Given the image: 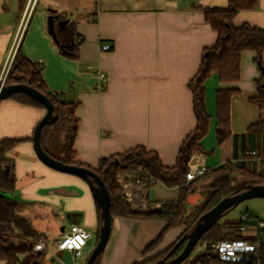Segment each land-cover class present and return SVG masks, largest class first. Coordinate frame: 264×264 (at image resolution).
<instances>
[{
	"label": "crops",
	"instance_id": "crops-1",
	"mask_svg": "<svg viewBox=\"0 0 264 264\" xmlns=\"http://www.w3.org/2000/svg\"><path fill=\"white\" fill-rule=\"evenodd\" d=\"M227 5L228 0H0V75L18 50L38 69L47 92L66 103H76L73 162L96 169L101 160L141 146L154 152L163 166L172 167L179 145L195 128L187 85L200 65L202 51L217 40V33L204 19V10ZM50 14L65 22L57 27L58 43L64 49L75 46L76 58L64 55L48 34ZM22 19L26 25L18 41ZM231 23L264 29V0H258L252 10L237 12ZM100 42H107L110 48L101 51ZM255 58L253 50L241 53L235 82L220 83L213 73L203 83L210 119L207 134L199 142L203 150L195 154L205 169L237 161L235 150L240 158L244 141L240 135L264 120V106L248 102L256 95L261 77ZM260 59L264 66V52ZM97 71L105 75L101 91L96 90L100 83L95 78ZM218 89L237 90L231 98L229 124L232 134L239 136L236 142L229 137L220 145L215 133ZM44 113V108L9 97L0 100V141L21 140L4 155L15 178L11 199L27 204L21 215L30 219L38 233V228L51 229L61 218L60 233L73 223L87 230L90 238L80 256L88 258L97 242L99 210L85 180L55 171L36 156L32 136ZM258 156L249 160L255 174L261 170L264 152ZM143 191L145 204L156 210L160 203L180 196L177 187L161 183ZM141 198L139 194L135 205ZM35 219L41 222L36 225ZM163 227L157 220L114 218L100 264L142 262V251ZM182 232V227L168 231L153 255L169 247ZM52 250L46 264H55L53 258L59 253L72 260L70 252L57 251L54 244Z\"/></svg>",
	"mask_w": 264,
	"mask_h": 264
},
{
	"label": "trees",
	"instance_id": "trees-1",
	"mask_svg": "<svg viewBox=\"0 0 264 264\" xmlns=\"http://www.w3.org/2000/svg\"><path fill=\"white\" fill-rule=\"evenodd\" d=\"M257 2L258 0H228V5L224 9L204 10V19L217 33V40L212 47L202 51L200 65L187 85L192 96L195 128L179 145L174 166H163L154 152L138 146L127 152L103 159L96 169H90L102 180L107 189L110 198L111 227L112 221L116 217L132 220H157L164 223L163 229L155 240L142 251V257L155 251L169 230L176 227L183 228L182 234L169 247L156 253L150 260L133 264H151L162 259L176 242L191 230L198 218L222 198L240 193L248 185H264V158L258 174H255L249 164L252 152H255L256 158H259V152H264V120L250 125L246 132L240 135L244 140L243 148L240 151L242 160L239 161V151L235 150L234 156L238 161L234 165L232 162H226L216 169H206L202 176L189 183L185 180L188 162L193 154L202 152L203 149L199 142L208 131L210 117L205 109L203 83L211 74H217L220 83L237 81L240 74L241 53L246 50L255 51V62L261 71V77L257 81L256 95L248 98V102L258 108L264 106V66L260 59L261 53L264 52V29L249 26L234 27L231 23L237 12L252 10L257 6ZM50 12L53 13L52 10ZM57 46L64 55L72 58L77 57L75 46L66 49L60 43H57ZM12 84H24L36 89L45 95L54 107L57 120L52 124L44 125L40 131L42 149L54 158L45 145L49 146L52 138L59 134L62 136L61 158L55 159L65 164L81 166L72 161L74 157L73 142L77 130L76 103H66L56 94L47 92L38 69L22 57L18 50L13 56L4 81V85ZM235 93L237 90L234 89H218L216 91L217 124L215 133L217 145L229 137H232L236 142V138L239 137L232 134L229 124L230 103ZM9 98L25 105L44 108L42 104L22 93L11 94ZM20 141L19 139L0 141V192L11 194L15 190V178L11 169H8L9 161L5 159L4 155ZM119 175L131 176L134 180L139 181L144 190H148L156 183H161L168 188L177 187L180 196L176 201L160 203L157 210L148 208L145 211H134L124 196L123 188L116 180ZM237 177H245L249 180L239 186H233L232 179ZM196 192L201 195V199L193 205L189 204L187 197ZM26 207L27 204L18 203L0 195V262L4 264H45L46 255L44 252L37 256L28 255L27 243L37 242L44 239L45 236L34 229L30 219L21 215ZM221 230H223L222 226L217 222L201 236L200 241L205 244L217 240ZM182 247L183 243L176 248L172 255L178 254ZM103 251L98 253L93 264H100Z\"/></svg>",
	"mask_w": 264,
	"mask_h": 264
},
{
	"label": "water",
	"instance_id": "water-1",
	"mask_svg": "<svg viewBox=\"0 0 264 264\" xmlns=\"http://www.w3.org/2000/svg\"><path fill=\"white\" fill-rule=\"evenodd\" d=\"M46 23L48 34L57 44V27H63L65 22L59 20L56 15L50 14L47 16ZM15 93L25 94L44 106L45 113L35 126L32 136L33 148L38 159L53 170L78 176L85 180L88 184L100 215L97 242L85 262V264H93L98 253L105 249L111 233V218L109 214L110 198L107 189L102 180L96 175L94 171L83 166L65 164L60 160L52 158L42 149L40 145V131L42 127L46 124H52L57 120V116L54 114V107L50 100L36 89L24 84H0V100ZM0 195L11 198V195L8 193L0 192ZM253 198L264 199V185H248L242 192L222 198L215 206L198 218L191 230L184 234L176 242V244L172 247V249L169 250L163 259L151 264H181L189 256L196 243L200 240L201 236L210 227L216 224L225 213L241 202ZM200 199L201 195L196 192L187 197V202L193 205ZM182 243L183 247L179 254L175 258L166 261V259H168L174 253L176 248Z\"/></svg>",
	"mask_w": 264,
	"mask_h": 264
},
{
	"label": "built area",
	"instance_id": "built-area-1",
	"mask_svg": "<svg viewBox=\"0 0 264 264\" xmlns=\"http://www.w3.org/2000/svg\"><path fill=\"white\" fill-rule=\"evenodd\" d=\"M25 16V15H24ZM27 19V18H26ZM26 19L20 21L16 39L19 41L26 25ZM99 48L101 51H106L110 48L107 42H100ZM11 59H9V64ZM8 67L5 66L4 71L0 75V84H4ZM95 78L100 82L96 90L101 91L103 86L101 83L105 81V75L97 71ZM252 157L256 158L255 152H252ZM242 158H239V161ZM263 160V159H262ZM238 161V160H237ZM237 161L232 162L234 165ZM203 161L197 154H193L188 162V171L185 174L187 183L202 176L205 172ZM118 184L123 188L124 196L128 203L136 207L134 200L142 195L140 199L143 201L144 189L139 181L134 180L131 176H117ZM264 230V219L255 218L252 215L245 213L239 218L238 227L222 231L220 237L209 243H205L204 249L190 264H264V245L260 242L258 233ZM90 238V233L78 224H70L56 238L53 239L55 249L57 251H68L72 254L74 264L80 257V251L85 246L86 241ZM46 240L40 239L37 242H28L26 247L29 250L28 255L37 256L45 252Z\"/></svg>",
	"mask_w": 264,
	"mask_h": 264
},
{
	"label": "rangeland",
	"instance_id": "rangeland-1",
	"mask_svg": "<svg viewBox=\"0 0 264 264\" xmlns=\"http://www.w3.org/2000/svg\"><path fill=\"white\" fill-rule=\"evenodd\" d=\"M62 143V136L61 135H56L54 138H52L51 143L49 146L45 145L46 149L49 151V153L54 157V158H61L60 157V145ZM248 178L245 177H237L232 179V184L233 186H239L240 184L244 183L245 181H248ZM142 204H144L143 202H141V200H138V205L136 207H131L130 208L134 211H145L146 207L148 206L147 209H152L150 204H145V206H142ZM145 207V208H143ZM146 209V210H147ZM248 213L250 215H252L255 218H259V219H264V199H260V198H253V199H248L245 200L243 202H241L240 204H238L237 206L233 207L231 210H229L227 213H225L219 220H218V224L222 226L221 231H227L228 229L234 228V227H238L239 225V218L242 214ZM62 221H64V218H61L60 220L57 219L56 222L53 224L52 227H49L51 229H47V228H38L40 233H43L45 235V239L47 240V243L49 244L48 246V253L52 252V246H53V239L55 237H57V235L60 233V226L62 225L61 223H63ZM35 223H37L36 225H38L39 220L35 219L34 220ZM65 224H67V222H64ZM38 227V226H37ZM42 229V230H41ZM170 231V230H169ZM258 237L260 239V242L264 245V230L260 231L258 233ZM205 244L202 241H198L196 243V245L194 246L193 250L191 251V253L189 254V256L181 263V264H190L198 255L199 253L204 249ZM48 253H45V264L50 262V256ZM155 254L153 255V252L149 253L148 255H146L143 259L142 262L143 263L147 260H150L152 257H154ZM54 259V263L55 264H74L73 260H71V258L68 255H63L61 253L56 254V256L53 258ZM87 259V256H83L81 255L78 258V263L79 264H85V261Z\"/></svg>",
	"mask_w": 264,
	"mask_h": 264
},
{
	"label": "flooded vegetation",
	"instance_id": "flooded-vegetation-1",
	"mask_svg": "<svg viewBox=\"0 0 264 264\" xmlns=\"http://www.w3.org/2000/svg\"><path fill=\"white\" fill-rule=\"evenodd\" d=\"M181 251V250H180ZM179 254V253H178ZM178 254H175V255H171L168 259H166V261H168V260H171V259H173V258H175ZM163 259V258H162ZM160 260V259H159ZM158 261V260H157ZM154 263V262H153Z\"/></svg>",
	"mask_w": 264,
	"mask_h": 264
}]
</instances>
